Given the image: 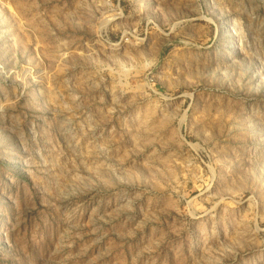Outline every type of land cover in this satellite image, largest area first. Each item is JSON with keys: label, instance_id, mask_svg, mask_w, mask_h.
I'll return each mask as SVG.
<instances>
[{"label": "rangeland", "instance_id": "obj_1", "mask_svg": "<svg viewBox=\"0 0 264 264\" xmlns=\"http://www.w3.org/2000/svg\"><path fill=\"white\" fill-rule=\"evenodd\" d=\"M0 264H264V0H0Z\"/></svg>", "mask_w": 264, "mask_h": 264}]
</instances>
